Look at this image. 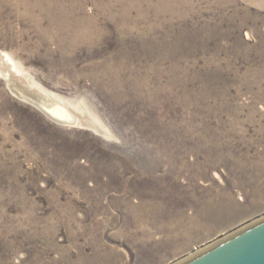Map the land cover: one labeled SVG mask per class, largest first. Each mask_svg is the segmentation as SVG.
<instances>
[{
  "label": "rangeland",
  "instance_id": "1",
  "mask_svg": "<svg viewBox=\"0 0 264 264\" xmlns=\"http://www.w3.org/2000/svg\"><path fill=\"white\" fill-rule=\"evenodd\" d=\"M0 54V264H178L264 216V0H0Z\"/></svg>",
  "mask_w": 264,
  "mask_h": 264
},
{
  "label": "water",
  "instance_id": "2",
  "mask_svg": "<svg viewBox=\"0 0 264 264\" xmlns=\"http://www.w3.org/2000/svg\"><path fill=\"white\" fill-rule=\"evenodd\" d=\"M178 264H264V216L220 237Z\"/></svg>",
  "mask_w": 264,
  "mask_h": 264
},
{
  "label": "bare ground",
  "instance_id": "3",
  "mask_svg": "<svg viewBox=\"0 0 264 264\" xmlns=\"http://www.w3.org/2000/svg\"><path fill=\"white\" fill-rule=\"evenodd\" d=\"M5 58L6 57H3L0 54V76L6 80V83L8 84L9 88L11 89L12 87L16 86L15 80L16 79L20 80L21 78L17 77L18 74H17V72L14 71V68H15L14 65L10 64V62L8 61V58L7 59H5ZM1 67H3V68H1ZM30 86H29V88H31ZM23 88L24 87H22V89L20 88L21 90L18 89V93L22 96V98H24L25 101L27 100L28 102L32 103L33 105H36L39 108L43 109L46 112V114L48 116H50L51 118L59 120L63 123L67 122V121L77 120V117H75L72 113H70L69 105L67 103H65L64 100L58 99L55 96H53V94L51 95V94L45 93L43 91L39 95V94H34L28 90L26 91L25 89L23 90ZM29 88H27V89H29ZM17 96H19V95L17 94ZM201 249H203V248H201ZM201 249H199V250H201Z\"/></svg>",
  "mask_w": 264,
  "mask_h": 264
}]
</instances>
